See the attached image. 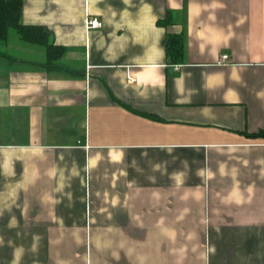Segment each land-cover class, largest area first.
Returning a JSON list of instances; mask_svg holds the SVG:
<instances>
[{
	"label": "crops",
	"instance_id": "1",
	"mask_svg": "<svg viewBox=\"0 0 264 264\" xmlns=\"http://www.w3.org/2000/svg\"><path fill=\"white\" fill-rule=\"evenodd\" d=\"M22 3L65 52L0 45V264H264V0Z\"/></svg>",
	"mask_w": 264,
	"mask_h": 264
},
{
	"label": "trees",
	"instance_id": "2",
	"mask_svg": "<svg viewBox=\"0 0 264 264\" xmlns=\"http://www.w3.org/2000/svg\"><path fill=\"white\" fill-rule=\"evenodd\" d=\"M22 0H0V45L15 29L25 42L41 45L46 48L49 69L55 68L56 62L63 56L65 48L50 42L51 32L42 26H30L21 23ZM167 51L173 62H179L182 55V40L178 34H171L166 41Z\"/></svg>",
	"mask_w": 264,
	"mask_h": 264
},
{
	"label": "built area",
	"instance_id": "3",
	"mask_svg": "<svg viewBox=\"0 0 264 264\" xmlns=\"http://www.w3.org/2000/svg\"><path fill=\"white\" fill-rule=\"evenodd\" d=\"M103 26V23L102 21H100L98 18L96 17H89L86 21V28L88 30H91V29H97V28H101ZM228 55L227 54H224L222 57H221V61H226L228 59Z\"/></svg>",
	"mask_w": 264,
	"mask_h": 264
}]
</instances>
